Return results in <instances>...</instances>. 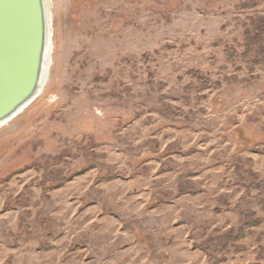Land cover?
I'll list each match as a JSON object with an SVG mask.
<instances>
[{"label":"rangeland","instance_id":"1","mask_svg":"<svg viewBox=\"0 0 264 264\" xmlns=\"http://www.w3.org/2000/svg\"><path fill=\"white\" fill-rule=\"evenodd\" d=\"M47 3L0 264H264V0Z\"/></svg>","mask_w":264,"mask_h":264},{"label":"water","instance_id":"2","mask_svg":"<svg viewBox=\"0 0 264 264\" xmlns=\"http://www.w3.org/2000/svg\"><path fill=\"white\" fill-rule=\"evenodd\" d=\"M49 28L47 0H0V129L41 94Z\"/></svg>","mask_w":264,"mask_h":264},{"label":"bare ground","instance_id":"3","mask_svg":"<svg viewBox=\"0 0 264 264\" xmlns=\"http://www.w3.org/2000/svg\"><path fill=\"white\" fill-rule=\"evenodd\" d=\"M49 35H50V44L48 47V51L47 54L45 56V63H44V71L43 74L41 76V93L43 92L44 87L46 86L47 83V79L49 76V71H50V67H51V58H52V42H51V30L49 28Z\"/></svg>","mask_w":264,"mask_h":264},{"label":"trees","instance_id":"4","mask_svg":"<svg viewBox=\"0 0 264 264\" xmlns=\"http://www.w3.org/2000/svg\"><path fill=\"white\" fill-rule=\"evenodd\" d=\"M250 1L253 2V3H255V2L261 1V0H250Z\"/></svg>","mask_w":264,"mask_h":264}]
</instances>
